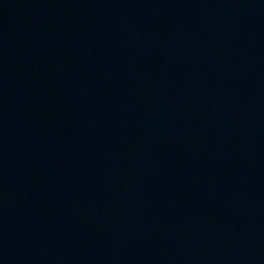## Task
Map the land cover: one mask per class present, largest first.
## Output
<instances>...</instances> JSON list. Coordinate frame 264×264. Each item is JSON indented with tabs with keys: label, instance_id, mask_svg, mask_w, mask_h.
Listing matches in <instances>:
<instances>
[{
	"label": "water",
	"instance_id": "water-1",
	"mask_svg": "<svg viewBox=\"0 0 264 264\" xmlns=\"http://www.w3.org/2000/svg\"><path fill=\"white\" fill-rule=\"evenodd\" d=\"M0 264H264V0H0Z\"/></svg>",
	"mask_w": 264,
	"mask_h": 264
}]
</instances>
